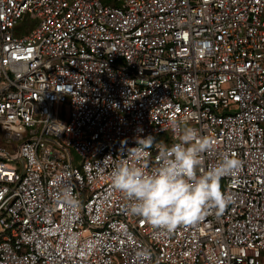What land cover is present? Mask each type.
<instances>
[{"label":"built area","instance_id":"obj_1","mask_svg":"<svg viewBox=\"0 0 264 264\" xmlns=\"http://www.w3.org/2000/svg\"><path fill=\"white\" fill-rule=\"evenodd\" d=\"M181 116L240 164L167 233L111 174ZM0 264H264V0H0Z\"/></svg>","mask_w":264,"mask_h":264},{"label":"clouds","instance_id":"obj_2","mask_svg":"<svg viewBox=\"0 0 264 264\" xmlns=\"http://www.w3.org/2000/svg\"><path fill=\"white\" fill-rule=\"evenodd\" d=\"M176 142L168 145L155 142L152 135L134 137L135 146L127 147L125 159L112 171L111 184L127 201L126 212L141 217L167 233L178 225L193 223L213 207L222 212L232 197L221 190L220 180L239 168V160L224 157L215 167L205 170L203 154L214 145L200 136L195 127L181 116L171 121ZM127 141H125V144ZM156 146L155 167L148 170L149 150ZM63 200L70 208L79 201L67 191Z\"/></svg>","mask_w":264,"mask_h":264},{"label":"rangeland","instance_id":"obj_3","mask_svg":"<svg viewBox=\"0 0 264 264\" xmlns=\"http://www.w3.org/2000/svg\"><path fill=\"white\" fill-rule=\"evenodd\" d=\"M24 26H33L34 25V21L30 18V17H28L26 20H25V22H24V24H23ZM21 29L24 31V28H23V26H21Z\"/></svg>","mask_w":264,"mask_h":264}]
</instances>
